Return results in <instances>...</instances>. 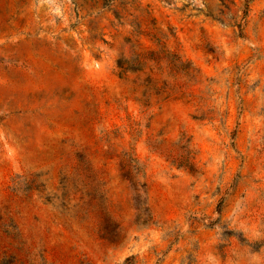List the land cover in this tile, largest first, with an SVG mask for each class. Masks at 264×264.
Segmentation results:
<instances>
[{
  "label": "rangeland",
  "instance_id": "obj_1",
  "mask_svg": "<svg viewBox=\"0 0 264 264\" xmlns=\"http://www.w3.org/2000/svg\"><path fill=\"white\" fill-rule=\"evenodd\" d=\"M0 264H264V0H0Z\"/></svg>",
  "mask_w": 264,
  "mask_h": 264
}]
</instances>
